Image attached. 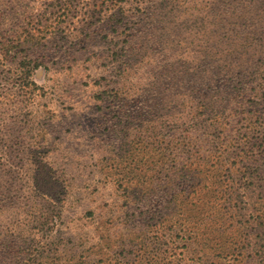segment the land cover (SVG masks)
<instances>
[{"label":"rangeland","instance_id":"374dc122","mask_svg":"<svg viewBox=\"0 0 264 264\" xmlns=\"http://www.w3.org/2000/svg\"><path fill=\"white\" fill-rule=\"evenodd\" d=\"M262 143L264 0H0V264H264Z\"/></svg>","mask_w":264,"mask_h":264},{"label":"trees","instance_id":"16d2710c","mask_svg":"<svg viewBox=\"0 0 264 264\" xmlns=\"http://www.w3.org/2000/svg\"><path fill=\"white\" fill-rule=\"evenodd\" d=\"M37 38H39V36L35 35V31H33V29L32 30L27 29V30L22 31V33H18V34H16V32H15L14 40L8 45L5 44L4 48H2V50L3 51H11L13 48L19 49V48H23V46H28V47L29 46L30 47L35 46L37 44V41H38ZM252 77L254 78L253 81H255L256 83H258L260 81L258 72L255 75H253ZM246 145L247 146L249 145L248 147L252 150L255 147H257V149L261 150L257 143L251 142V144H250V142H246ZM260 145H264V144L262 143ZM262 152H264V151H262ZM251 153H253V152L249 151V152L245 153V156L248 160H250L252 162L254 160V156H252L253 154H251ZM257 172H258L257 177L260 178V175H259L260 170ZM251 178L255 179L254 174H252Z\"/></svg>","mask_w":264,"mask_h":264}]
</instances>
